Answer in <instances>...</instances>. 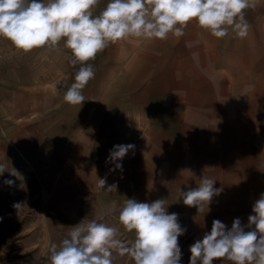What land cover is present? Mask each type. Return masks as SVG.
Returning <instances> with one entry per match:
<instances>
[{
    "label": "crops",
    "instance_id": "0c3cea01",
    "mask_svg": "<svg viewBox=\"0 0 264 264\" xmlns=\"http://www.w3.org/2000/svg\"><path fill=\"white\" fill-rule=\"evenodd\" d=\"M254 4L248 11L260 19L255 28L263 33L264 0ZM184 29L192 38H170L174 47L168 54L165 45L161 56L149 54L140 62L139 76L144 69L143 76L154 77L131 95L134 105L127 112L133 116L123 117L120 134L106 130L100 141L93 136L70 140L32 129L24 162L20 158L22 165L10 169L20 172V178L13 177L14 191L52 186L61 194L63 179L74 174V187L93 188V202L101 207L133 197L147 203L165 199L169 214L184 217L199 232H210L214 219L229 229L235 218L243 225L264 193V38H257L251 27L243 39L231 28L216 38L195 20ZM34 135L40 139L36 146ZM121 144L135 145L118 161L122 171L108 159ZM34 151L39 166L33 164ZM65 158L73 173L61 171ZM105 177L106 187L117 184L116 192L98 188V178ZM202 177L222 189L209 211L206 205L200 211L186 206L181 198V190L196 188Z\"/></svg>",
    "mask_w": 264,
    "mask_h": 264
},
{
    "label": "clouds",
    "instance_id": "9594fccd",
    "mask_svg": "<svg viewBox=\"0 0 264 264\" xmlns=\"http://www.w3.org/2000/svg\"><path fill=\"white\" fill-rule=\"evenodd\" d=\"M99 2L0 0V37L17 50L55 49L62 40L71 50L69 63L79 65L74 82L64 95L71 105L86 101L82 89L95 75L93 65L87 62L95 60L110 43L130 37L164 40L169 33L181 37L193 20L216 38H224L232 28L243 39L249 29L245 10L255 7L254 0H109L103 11L94 16L93 9ZM134 148L133 144L114 146L108 159L115 163V169L122 171L118 161ZM5 171V165L0 164V175ZM10 174L20 178L15 170ZM4 183L11 186L14 181ZM214 184L215 180L202 177L196 188L181 190L183 203L198 211L206 205L209 211L213 197L222 191ZM98 188L116 192L117 184L106 187V177L98 178ZM24 204H13L17 215ZM167 207L165 199L147 203L128 198L124 202L119 221L126 231L135 233L130 245L119 238L117 228L82 219L59 245H51L46 264H113L114 253L130 257L135 264H181L178 238L187 229L178 222V214H169ZM189 251V264H214L225 259L233 264H264V193L253 203L247 225L235 218L229 229L214 219L211 231L195 241Z\"/></svg>",
    "mask_w": 264,
    "mask_h": 264
},
{
    "label": "rangeland",
    "instance_id": "374dc122",
    "mask_svg": "<svg viewBox=\"0 0 264 264\" xmlns=\"http://www.w3.org/2000/svg\"><path fill=\"white\" fill-rule=\"evenodd\" d=\"M108 2L109 0H100L93 9V15H99ZM245 18L249 27L254 30V35L264 38L262 26L258 24L263 33L255 28L260 19L257 21L258 17L250 15L248 9L245 10ZM183 31L184 35L181 37L169 33L163 42L159 41L161 39L130 37L110 43L96 55L95 60L87 62L93 65L95 75L82 89L86 99L82 105H71L64 100L79 65L74 67L69 63L71 50L65 47L63 40L55 49L24 52L17 50L9 40L0 37V164L6 167V171L0 175V217H3L0 222V264H46L51 245H59L73 225L82 219L85 222L95 220L115 227L119 231V238L129 245L134 242V231H126L119 221L124 203L109 202L105 207L96 205L93 202L94 189L90 187L81 191L75 188L77 179L74 174L63 179L66 187L61 188V194L54 193L56 188L52 186H35L15 192L4 181L13 180L10 169L14 163L24 162L27 156L25 145L32 129L35 133L42 130L55 132L59 137L67 136L70 140L78 137L89 139L93 136L94 140L100 141L106 130L111 134L117 131L120 134L123 117L133 116L127 112L134 105L131 95H134L139 86L147 83L148 76L151 79L154 77L153 74L143 76L144 69L139 76L138 69L145 63L144 58L149 54L161 56L165 45L168 54L169 49L174 47L170 38H192L190 32L185 29ZM233 32L231 28V33ZM37 137L39 136L33 138L35 146L36 141H40ZM31 156H34L33 164L39 166L40 155L34 151ZM68 160L65 158L61 164V171L72 170ZM48 182L52 184L53 180ZM66 199L71 203L67 204ZM16 202L25 203L18 215L13 208ZM251 214L252 212L248 213L244 218L243 225H247ZM178 222L187 229L178 238L182 251L181 264H189L190 246L202 239L205 233L199 232L182 216H178ZM113 255V264H135L128 256L121 257L116 253ZM214 264L233 262L225 259L215 261Z\"/></svg>",
    "mask_w": 264,
    "mask_h": 264
}]
</instances>
